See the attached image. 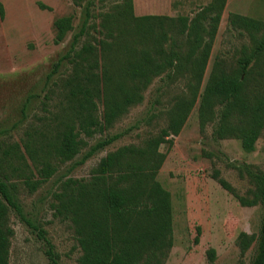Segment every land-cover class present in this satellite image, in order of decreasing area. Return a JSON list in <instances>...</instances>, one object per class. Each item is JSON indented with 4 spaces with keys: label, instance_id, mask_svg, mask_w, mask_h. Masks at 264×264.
<instances>
[{
    "label": "trees",
    "instance_id": "trees-1",
    "mask_svg": "<svg viewBox=\"0 0 264 264\" xmlns=\"http://www.w3.org/2000/svg\"><path fill=\"white\" fill-rule=\"evenodd\" d=\"M227 2L211 0L193 16L175 17L138 16L133 0H123L93 26L99 36L89 31L90 20L84 21L53 71L68 67L61 77L58 128L38 147L30 135L24 143L25 152L17 143L0 144V264H10L14 236L11 213L29 222L17 201L21 185L13 176L23 178L30 192L36 191L58 171L59 164L82 151L88 144L86 138L105 133L132 106L141 103L156 77L183 73L188 77L191 96L171 108L168 125L142 145H124L109 152L89 178L63 180L54 205L55 215L73 225L82 249L79 264H166L174 245L173 209L170 191L157 178L166 159L160 146L173 145V136L180 133L200 94ZM5 16L0 1V25ZM229 24L248 31L255 46L245 51L234 67L222 59L215 60L201 95L202 127L218 107L215 135L239 138L247 151H253L264 129V21L232 12ZM54 28V41L59 44L75 29L74 15L57 17ZM183 45L187 46L185 51ZM120 136L117 133L99 140L82 161ZM35 171L38 178H33ZM249 175L255 188L250 195H240L219 170L213 174L243 205L261 204L264 209V171H250ZM39 235L47 243L50 264H61L43 228H39ZM255 240L258 251L252 264H264V217L258 238L239 233L242 253ZM207 253L209 263L214 264L216 249L209 248Z\"/></svg>",
    "mask_w": 264,
    "mask_h": 264
},
{
    "label": "rangeland",
    "instance_id": "rangeland-1",
    "mask_svg": "<svg viewBox=\"0 0 264 264\" xmlns=\"http://www.w3.org/2000/svg\"><path fill=\"white\" fill-rule=\"evenodd\" d=\"M6 16L0 25V144L14 143L25 152L24 143L30 135L35 146L52 135L58 127L56 114L63 99L61 77L68 72L62 66L53 73L55 64L68 50L76 32L86 19L92 35L99 36L94 25L113 5L123 0H0ZM210 0H133L136 15L193 16ZM40 3L48 6L43 8ZM232 12L264 21V0H228L211 56L195 104L174 143L160 146L166 153L158 180L171 193L174 245L166 264H210L208 249H216L214 264H252L258 251V240L242 253L238 243L240 232L260 234L264 209L261 204L243 205L213 176L215 170L227 179L240 195H250L255 188L250 171H264V129L253 151H247L241 139L219 138L215 135L218 107L202 127L201 95L216 59L228 67L237 65L244 52L255 42L246 30L229 24ZM74 15L75 29L66 39L55 43L54 20ZM185 51L186 45L182 46ZM188 77L177 73L156 77L144 92V100L130 108L105 133L86 138L88 144L72 160L59 164L58 171L33 192L20 183L17 201L29 222L12 212L14 236L10 248V264H50L47 243L39 235L43 228L61 264H79L82 249L71 221L55 215V194L63 180L89 178L100 160L121 146L142 145L169 123V111L191 96ZM101 111L103 105H100ZM211 111V110H210ZM209 111V112H210ZM121 133L113 143L99 150L86 161L84 154L99 140ZM31 163V161L29 160ZM33 178H38L35 171ZM32 224V225H31ZM199 241H196V238Z\"/></svg>",
    "mask_w": 264,
    "mask_h": 264
},
{
    "label": "crops",
    "instance_id": "crops-1",
    "mask_svg": "<svg viewBox=\"0 0 264 264\" xmlns=\"http://www.w3.org/2000/svg\"><path fill=\"white\" fill-rule=\"evenodd\" d=\"M210 1H211V0H210ZM210 1H209V2H210Z\"/></svg>",
    "mask_w": 264,
    "mask_h": 264
}]
</instances>
